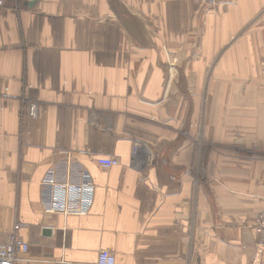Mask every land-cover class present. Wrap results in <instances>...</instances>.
Wrapping results in <instances>:
<instances>
[{
  "label": "crops",
  "instance_id": "crops-1",
  "mask_svg": "<svg viewBox=\"0 0 264 264\" xmlns=\"http://www.w3.org/2000/svg\"><path fill=\"white\" fill-rule=\"evenodd\" d=\"M0 1L15 264H264V0ZM84 175L88 214L46 215L42 183Z\"/></svg>",
  "mask_w": 264,
  "mask_h": 264
},
{
  "label": "built area",
  "instance_id": "built-area-1",
  "mask_svg": "<svg viewBox=\"0 0 264 264\" xmlns=\"http://www.w3.org/2000/svg\"><path fill=\"white\" fill-rule=\"evenodd\" d=\"M202 4H214L217 0H195ZM1 4V1H0ZM36 107L29 108V115L35 116ZM101 166L110 168L118 165L116 160H101ZM83 182L80 185L69 183L55 184L51 180H46L42 186L49 187L51 204L44 208L46 215L55 214L58 212L56 204L65 203V213L72 215L85 216L88 214V209L93 198L94 185L90 182L89 177L84 175ZM264 202V197H263ZM255 229L263 235L264 238V209L256 220ZM18 225H14L13 232L9 235L4 243H0V264H15L19 255L27 254L29 251L28 244L25 243L17 234ZM258 252L264 249V239L258 246ZM95 264H116L115 256L106 250L98 253Z\"/></svg>",
  "mask_w": 264,
  "mask_h": 264
},
{
  "label": "water",
  "instance_id": "water-1",
  "mask_svg": "<svg viewBox=\"0 0 264 264\" xmlns=\"http://www.w3.org/2000/svg\"><path fill=\"white\" fill-rule=\"evenodd\" d=\"M30 1H31L30 3H27L28 7H32L36 2V0H30Z\"/></svg>",
  "mask_w": 264,
  "mask_h": 264
}]
</instances>
